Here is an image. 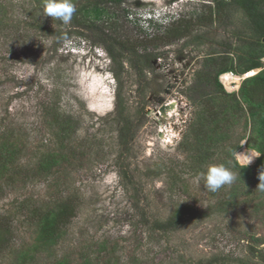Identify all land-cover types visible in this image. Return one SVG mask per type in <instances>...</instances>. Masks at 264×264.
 Instances as JSON below:
<instances>
[{
    "label": "rangeland",
    "instance_id": "1",
    "mask_svg": "<svg viewBox=\"0 0 264 264\" xmlns=\"http://www.w3.org/2000/svg\"><path fill=\"white\" fill-rule=\"evenodd\" d=\"M43 6L0 0V264H264L263 118L249 114L252 76L240 72L264 40L247 15L210 23V0H129L122 31L148 45L147 65L123 51L113 61ZM193 18L190 35L169 37ZM228 55L241 83L219 80L237 96L215 81ZM244 148L260 155L247 166ZM212 163L236 173L216 192L201 175ZM69 199L77 216L42 245V215ZM177 213L176 228L156 226Z\"/></svg>",
    "mask_w": 264,
    "mask_h": 264
},
{
    "label": "trees",
    "instance_id": "2",
    "mask_svg": "<svg viewBox=\"0 0 264 264\" xmlns=\"http://www.w3.org/2000/svg\"><path fill=\"white\" fill-rule=\"evenodd\" d=\"M215 3V13L211 12L210 16H207L206 22H225L232 15L235 14L236 10L241 9L248 19V25L252 32V37L255 38L259 43L264 40V0H210ZM129 0H86L84 5L79 8L73 15L76 22L75 28H78L79 36H85L87 39L92 40L94 45L102 46L105 48L109 56L113 61H117L119 51L127 52L133 55H138L144 58L147 65H151L156 56L153 55L152 51H149L148 45H144L143 40L135 39L130 34L123 33L125 26L120 20V13L126 12L127 3ZM108 15V19L104 20V16ZM103 19V23L99 20ZM151 22V21H150ZM227 23V22H226ZM195 24L193 19H178L173 22V27L169 29V37L182 38L192 33L191 26ZM83 29V31L81 30ZM87 30L90 33L85 34ZM71 36V32L67 33ZM157 40V39H155ZM262 46L264 43L261 42ZM156 46V44H154ZM259 57H253L245 68L240 69L241 73H247L253 69L261 67L260 58L264 56V50L259 53ZM220 69L218 70L217 76L215 77L216 84L219 86L220 92L224 95L227 93L223 84L219 80V75L235 71L232 58L228 55L227 58H223ZM233 95V94H230ZM237 96V95H233ZM241 97L244 101L248 102L249 114L252 117L256 115H262L263 118V139L260 142L258 148L261 152L259 158V170L264 175V72L258 73L248 78L241 90ZM119 98H121V92H119ZM209 115L214 113L209 112L206 108L204 118H208ZM203 124L205 122H202ZM77 216V205L74 200L69 199L62 202L57 209L52 211H46L42 215L40 222V236L39 240L42 245L51 247L60 242L64 229L73 221ZM178 213L168 219L166 222L156 221V226L159 229L171 230L176 228L178 224L177 219ZM180 224V223H179ZM4 233H0V243L10 240ZM57 264H70L68 260H64Z\"/></svg>",
    "mask_w": 264,
    "mask_h": 264
},
{
    "label": "clouds",
    "instance_id": "3",
    "mask_svg": "<svg viewBox=\"0 0 264 264\" xmlns=\"http://www.w3.org/2000/svg\"><path fill=\"white\" fill-rule=\"evenodd\" d=\"M75 12L76 6L72 0H44V16L59 20L64 24L70 23ZM256 156L260 155H253L252 153L251 156L243 155L242 162L247 166L251 162V159ZM201 175L204 180L205 187L212 192L218 191L225 185L232 184L236 179L235 172L223 164L215 163L206 165Z\"/></svg>",
    "mask_w": 264,
    "mask_h": 264
},
{
    "label": "bare ground",
    "instance_id": "4",
    "mask_svg": "<svg viewBox=\"0 0 264 264\" xmlns=\"http://www.w3.org/2000/svg\"><path fill=\"white\" fill-rule=\"evenodd\" d=\"M257 72L255 69L251 70V71H248L247 73H245L246 75H244L245 77H249V76H253L255 75ZM242 77L241 75H237V74H234L232 72H226L224 73L223 75V82L224 84L231 90V89H236V88H239V85H240V81H241ZM167 111L165 109L162 110V113H163V116L168 118L169 115L168 113H166ZM251 153L253 155L257 154V152L255 151H252V150H248L247 148H244L243 150H241L238 154L239 156V159L240 161L242 162V156L243 155H247V156H251ZM256 157H253L251 159V162H254ZM249 163V164H250Z\"/></svg>",
    "mask_w": 264,
    "mask_h": 264
},
{
    "label": "water",
    "instance_id": "5",
    "mask_svg": "<svg viewBox=\"0 0 264 264\" xmlns=\"http://www.w3.org/2000/svg\"><path fill=\"white\" fill-rule=\"evenodd\" d=\"M164 108H165V107H164ZM164 108H163V109H164ZM163 109H162V110H163Z\"/></svg>",
    "mask_w": 264,
    "mask_h": 264
}]
</instances>
